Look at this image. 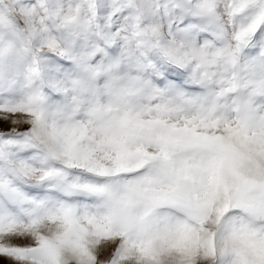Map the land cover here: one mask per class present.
Returning a JSON list of instances; mask_svg holds the SVG:
<instances>
[{
  "label": "snow or ice",
  "instance_id": "obj_1",
  "mask_svg": "<svg viewBox=\"0 0 264 264\" xmlns=\"http://www.w3.org/2000/svg\"><path fill=\"white\" fill-rule=\"evenodd\" d=\"M0 264H264V0H0Z\"/></svg>",
  "mask_w": 264,
  "mask_h": 264
}]
</instances>
